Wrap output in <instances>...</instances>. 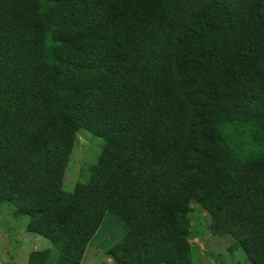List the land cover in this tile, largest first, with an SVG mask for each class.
<instances>
[{"label": "trees", "instance_id": "obj_1", "mask_svg": "<svg viewBox=\"0 0 264 264\" xmlns=\"http://www.w3.org/2000/svg\"><path fill=\"white\" fill-rule=\"evenodd\" d=\"M82 129L104 145L68 193ZM193 202L264 264V0H0V209L55 264H82L109 209L147 213L109 255L188 264Z\"/></svg>", "mask_w": 264, "mask_h": 264}, {"label": "rangeland", "instance_id": "obj_2", "mask_svg": "<svg viewBox=\"0 0 264 264\" xmlns=\"http://www.w3.org/2000/svg\"><path fill=\"white\" fill-rule=\"evenodd\" d=\"M103 145L104 140L88 130L82 129L76 134L64 179V187L68 193L73 192L77 184L88 182ZM153 204L148 212L158 206V201L155 200ZM191 207L193 211L189 214L188 264H254L243 249L230 250V236L212 232L213 217L208 211L195 202L191 203ZM12 208L6 203L0 209V264H29L32 252L50 249L52 254L48 263L46 254L38 264H55L59 252L54 244L43 236L28 232L29 218H15ZM128 214L130 215H119L114 208L106 212L101 227L86 248L82 264H118L109 255V249L129 230L137 228L141 219L147 215L134 214L133 217L130 211Z\"/></svg>", "mask_w": 264, "mask_h": 264}, {"label": "crops", "instance_id": "obj_3", "mask_svg": "<svg viewBox=\"0 0 264 264\" xmlns=\"http://www.w3.org/2000/svg\"><path fill=\"white\" fill-rule=\"evenodd\" d=\"M90 244H91V243H90ZM90 244H89V245H90ZM50 250H51V249H50ZM82 260H83V259H82Z\"/></svg>", "mask_w": 264, "mask_h": 264}]
</instances>
